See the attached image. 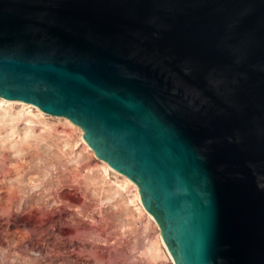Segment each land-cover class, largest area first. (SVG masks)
<instances>
[{"label":"water","instance_id":"obj_1","mask_svg":"<svg viewBox=\"0 0 264 264\" xmlns=\"http://www.w3.org/2000/svg\"><path fill=\"white\" fill-rule=\"evenodd\" d=\"M0 96L79 126L175 264H264V0H0Z\"/></svg>","mask_w":264,"mask_h":264},{"label":"rangeland","instance_id":"obj_2","mask_svg":"<svg viewBox=\"0 0 264 264\" xmlns=\"http://www.w3.org/2000/svg\"><path fill=\"white\" fill-rule=\"evenodd\" d=\"M99 165L61 120L1 128L0 264H169L145 255L156 229Z\"/></svg>","mask_w":264,"mask_h":264},{"label":"bare ground","instance_id":"obj_3","mask_svg":"<svg viewBox=\"0 0 264 264\" xmlns=\"http://www.w3.org/2000/svg\"><path fill=\"white\" fill-rule=\"evenodd\" d=\"M25 117L26 124L31 123V119H38L41 123H45L46 117L61 120L64 124L73 129V131L78 133V139L85 150L89 152L91 157L97 160L100 165V174L107 179L110 175L115 178L113 182L112 189L125 190L131 188L133 194L131 199L128 201L134 208V211L139 215H142L147 220V223L154 226L157 232L155 240L148 243L145 248V255L152 261L157 262L158 260H165L169 264H175L172 257L170 256L163 240L160 236V228L155 221V219L147 212L145 207L142 205L139 199L138 186L126 175L120 173L119 171L111 168L108 163L97 157L94 151L89 147V145L83 140L82 129L72 123L68 118L58 115L47 114L43 112L39 107L26 103L17 99H5L0 96V129L8 131L9 134L14 135V131L17 127L18 122L21 118ZM14 147V146H13ZM109 179V178H108Z\"/></svg>","mask_w":264,"mask_h":264}]
</instances>
